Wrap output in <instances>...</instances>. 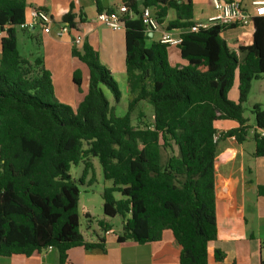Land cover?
Instances as JSON below:
<instances>
[{"label":"trees","instance_id":"obj_1","mask_svg":"<svg viewBox=\"0 0 264 264\" xmlns=\"http://www.w3.org/2000/svg\"><path fill=\"white\" fill-rule=\"evenodd\" d=\"M94 1L98 14L115 11L104 9L101 0ZM123 4L128 9L123 30L130 98L127 114L118 117L102 89L105 86L118 103L117 82L89 42L71 51L89 72L88 92L74 109L56 101L52 74L43 59L19 54L18 30L29 20L27 0H0L4 34L0 41V257H29L52 247L60 264H65L72 248L104 250L102 244L86 242L81 233V190L70 174L72 166L84 163L86 179L93 173V159H98L104 178L113 184L103 193L104 215L123 219L119 243H155L169 231L179 264L226 260L223 251L210 248L219 236V142L214 136L219 122L236 125L222 133L221 140L235 138L242 144L249 136L244 105L253 83L264 78V17L251 19L253 42L239 47L242 58L222 37L226 27L216 26L182 35L177 49L187 65L173 67L170 45L148 44L141 10L152 9L160 24L172 10L177 18L166 30H190L193 4L178 0H142L141 4L123 0ZM74 19L71 12L63 16L71 30L78 29ZM236 80L239 98L234 102L229 95ZM73 82L80 89V71L74 73ZM141 103L153 108V121L135 126L132 116ZM252 114L253 155L264 158V137L258 133L264 129L262 105L255 104ZM95 182L93 173L90 184ZM259 194L264 196V187Z\"/></svg>","mask_w":264,"mask_h":264},{"label":"crops","instance_id":"obj_2","mask_svg":"<svg viewBox=\"0 0 264 264\" xmlns=\"http://www.w3.org/2000/svg\"><path fill=\"white\" fill-rule=\"evenodd\" d=\"M101 1L104 9L113 8L116 11L123 4V0ZM178 1L193 4L192 22L194 24L205 23L216 14L211 0ZM238 1L243 5L244 13L254 17L253 3L262 0ZM27 2L29 4L28 19L29 11L34 8L46 10L53 18L50 34H46L41 27H38L42 30V35L37 44L43 47L44 52L43 56L36 58L43 59L46 69L52 74L56 89L62 88L63 67H66L64 64L66 63L68 74L69 67H73L72 81L74 73L82 71V86L86 85V94L88 92L89 72L86 65L80 61V63L74 60L70 61L68 58L72 48L76 46L74 39L78 35H82L84 42H89L94 47L100 55L101 63L110 72L125 74L124 30L114 31L100 23L97 20L98 8L94 0H27ZM138 2L141 4L142 0H138ZM69 12L74 15V22L78 25V29L71 30L69 34L59 38L57 32L64 23L63 16ZM176 18V13L172 10L169 11L162 24L163 28L166 29L168 24L175 21ZM36 29L37 27L30 30L28 35L31 39L34 38ZM188 31L189 29H177L169 32L174 37H179ZM148 36V44L161 40V32L148 33ZM2 37H4L3 33L0 36V41ZM222 37L226 40L229 48L242 58L238 49L240 46L252 44L253 24L226 28ZM169 62L173 67L187 65V62L181 59L177 47L169 49ZM76 89L72 87L68 96L61 94L60 102L69 104L76 109L82 101L81 97H77L80 94ZM260 92L264 93V82L260 87ZM85 96H83V100ZM229 98L234 102L238 101V80L235 81ZM235 126L234 123L226 122L217 124L218 132L221 133H226ZM247 141L248 138L244 143L239 144L235 138H225L219 141L217 149L216 193L219 236L216 241L210 243V248L212 252L221 250L225 253L226 260L222 264H264L262 245L264 242V196L259 194V188L264 187V158L254 157L255 144L252 149L248 150L245 146ZM86 215L90 220L93 218L90 212H87ZM103 221L106 229L103 228L102 233L83 236L88 243L102 244L104 250L101 248H72L68 251L65 264H179L177 248L171 232H165L163 239L155 243L138 244L132 241L119 243L118 235L121 233L115 232L108 219ZM108 231L110 234H107ZM0 264H60V257L55 249L44 250L29 257L21 255L11 258L0 257Z\"/></svg>","mask_w":264,"mask_h":264},{"label":"rangeland","instance_id":"obj_3","mask_svg":"<svg viewBox=\"0 0 264 264\" xmlns=\"http://www.w3.org/2000/svg\"><path fill=\"white\" fill-rule=\"evenodd\" d=\"M37 26L36 33L34 38L31 39L28 35L29 33H25L18 30V51L19 54L28 59H34L39 56H43L44 49L42 46L37 44V41L40 40L42 35V30ZM0 34L2 35L1 31ZM0 35V36H1ZM176 51V50H174ZM65 55V54H64ZM66 58V57H64ZM68 58L70 61L74 60L77 63H80L78 59H74L69 53ZM66 67L64 68L63 73V85L62 88L56 89V101L60 102L61 94H65L68 96L71 92V88L74 87L76 89V85H74L72 81V71L73 67H69V74L67 73V64L64 63ZM103 65V64H102ZM86 68V67H84ZM80 70V69H79ZM82 73V71L80 70ZM113 78L117 82L118 89L121 93L120 101L116 103L111 92L105 87L102 86V89L108 98L111 106L115 108V114L118 117H124L128 112V101L129 94L127 89V78L126 74H121L119 72H111ZM264 79L255 81L253 83V89L249 96L248 102L244 105L245 113L244 116L249 118V122L251 125V129L249 132L248 141L245 144L246 148L252 149L254 147L255 141L253 139V132L256 126L255 117L252 114V109L255 104H261L264 109V93L260 92V87L263 85ZM77 93L80 94L77 97H81L83 101V96L86 94V85L77 88ZM58 95V96H57ZM81 101V102H82ZM153 108L147 103H141L138 109L133 113L132 119L133 124L135 126L139 125V123H151L153 121ZM165 157L168 156L169 152H165ZM93 173L96 178V182L90 184V180L93 176L92 172H89V176L85 179L83 178V172L85 169L84 163H81L78 166H72L70 169V174L72 178L78 182V185L81 190V201H80V214H81V233L85 236H94L96 233H102V225H104V219H108L110 225L115 230L117 234L122 233L123 229V219L121 217L109 218L104 215L103 212V193L106 188L112 187V182L108 181L104 178L103 170L100 165L98 159H93ZM82 179L83 184L80 182ZM116 198H120L119 194H115ZM87 212H90L93 218L90 220L86 215ZM102 224V225H101Z\"/></svg>","mask_w":264,"mask_h":264},{"label":"built area","instance_id":"obj_4","mask_svg":"<svg viewBox=\"0 0 264 264\" xmlns=\"http://www.w3.org/2000/svg\"><path fill=\"white\" fill-rule=\"evenodd\" d=\"M211 3L215 9L216 14L210 18L205 23L194 24L188 32H198L200 29H210L212 27H233L237 25H250V17L244 13L243 7L238 0H211ZM253 6L255 7V16L254 17H263L264 16V0L254 2ZM128 12L127 6L122 4L120 8L113 12H103L98 14L97 20L104 26L114 30L121 31L124 29L123 20L124 15ZM141 19L143 24L147 29V33L161 32L162 44L170 45L171 47L179 46L183 39L182 36L174 37L171 32L164 29L162 24H160L150 8H143L141 10ZM53 25V18L49 13H46L38 8L31 9L29 11V20L20 26V29L31 30L35 27L40 26L46 34L51 33V27ZM71 32V28L68 23H63L60 29L57 32V36L62 38ZM84 38L82 35H78L74 39L76 47H82ZM260 136L264 137V129L258 130ZM221 132H218L214 136V142H219L221 140ZM107 234H110L108 231ZM47 250H53L52 247H49Z\"/></svg>","mask_w":264,"mask_h":264}]
</instances>
